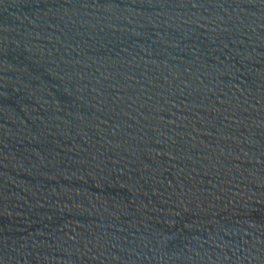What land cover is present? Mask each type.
Wrapping results in <instances>:
<instances>
[{
	"label": "water",
	"instance_id": "1",
	"mask_svg": "<svg viewBox=\"0 0 264 264\" xmlns=\"http://www.w3.org/2000/svg\"><path fill=\"white\" fill-rule=\"evenodd\" d=\"M0 264H264V0H0Z\"/></svg>",
	"mask_w": 264,
	"mask_h": 264
}]
</instances>
